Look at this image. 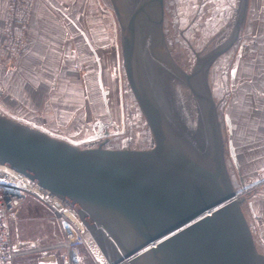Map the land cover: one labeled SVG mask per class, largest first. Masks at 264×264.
Wrapping results in <instances>:
<instances>
[{
  "label": "water",
  "instance_id": "obj_1",
  "mask_svg": "<svg viewBox=\"0 0 264 264\" xmlns=\"http://www.w3.org/2000/svg\"><path fill=\"white\" fill-rule=\"evenodd\" d=\"M109 2L125 82L151 144L106 146L112 121H97L96 132L79 142L0 113V165L75 206L108 264H264L242 196L259 180L232 184L208 79L213 64L240 38L247 0L237 1L224 40L196 54L189 70L168 51L163 0ZM169 81L189 91L193 125L165 95ZM98 84L109 113L100 71ZM229 151L234 157L230 142Z\"/></svg>",
  "mask_w": 264,
  "mask_h": 264
},
{
  "label": "crops",
  "instance_id": "obj_2",
  "mask_svg": "<svg viewBox=\"0 0 264 264\" xmlns=\"http://www.w3.org/2000/svg\"><path fill=\"white\" fill-rule=\"evenodd\" d=\"M234 1L232 17L238 0ZM8 9L9 0H0V52ZM112 17L104 0H34L22 50L6 67L0 58L3 114L79 142L92 135L96 122L102 121L94 120V102L104 106L99 71L109 113L104 109L112 115L111 60L120 88V55L117 51L112 56L109 49L112 24L114 33L117 31ZM228 31L221 36L225 38ZM245 43L247 52L241 50ZM221 57L223 67L229 65L233 108L230 114L224 113L228 152L235 168L248 170V176L253 177L254 171L264 166V0H247L240 38ZM89 125L91 134L86 131ZM238 179L242 181L243 174ZM248 202L251 214L261 217L260 222L252 221L254 237L264 244V198Z\"/></svg>",
  "mask_w": 264,
  "mask_h": 264
},
{
  "label": "rangeland",
  "instance_id": "obj_3",
  "mask_svg": "<svg viewBox=\"0 0 264 264\" xmlns=\"http://www.w3.org/2000/svg\"><path fill=\"white\" fill-rule=\"evenodd\" d=\"M109 5L112 18L115 15L110 6L109 0H104ZM163 34L172 58L183 68L190 69L195 61L196 54L204 53L215 45L224 40V34L227 29L230 30L232 24V5L234 0H163ZM235 12V11H234ZM5 25L2 28V45L4 38ZM112 24V39L110 44V51L112 56L119 53V67H120V88L117 84L115 64L111 60L112 72V92L109 98L110 109L112 112V119L116 124L109 126L108 131L116 137V144L119 147L127 145L131 148H145L151 144L150 132L147 124L141 115L138 107L133 104L135 102L131 92L129 91L122 69L121 48H120V33L119 26L116 21L115 28L117 31L114 33ZM229 32V31H228ZM247 42V41H246ZM244 49V50H243ZM243 52H247L248 44H244L241 48ZM0 58L6 67L10 65L13 60H7L6 56L0 52ZM114 59V58H113ZM223 57H220L211 67L209 72V84L212 90L214 100L217 104V115L221 125V132L224 143V156L226 168L234 187H241L243 184H249L256 180L258 183L248 187V192H244L245 202L243 209L246 218L252 227V221L260 222L261 217L251 214L248 201L253 198H264V166L260 165L258 170L254 171V176H248V170L238 171L228 152L227 139L229 137L227 128L224 122V113L229 114L232 109V101L229 97V87L231 81L227 78L229 74L228 67L222 65ZM9 62V63H8ZM115 73V74H114ZM167 87V89H166ZM165 88V95L171 97L173 102L176 103L179 114L193 125L195 121V107L189 91L179 82L169 81ZM122 96H120V93ZM120 102H124L121 107ZM95 103V121L100 119L108 122L109 115L105 112L102 102ZM236 107H234L235 109ZM236 110V109H235ZM0 112L3 114L5 111L0 107ZM94 121V122H95ZM88 134L92 133V126L89 125L86 130ZM86 133V134H87ZM92 145V143H85V145ZM239 174H243V180L240 181ZM13 240H18L21 244L35 242L36 244H47L56 242L60 239V231L50 209L37 201L34 198L27 199L21 206L13 230ZM254 236V234H253ZM256 236L254 237V239ZM256 246L259 251L264 253V244L255 239ZM87 259L91 262L88 255ZM29 260L20 258L18 264H28Z\"/></svg>",
  "mask_w": 264,
  "mask_h": 264
},
{
  "label": "built area",
  "instance_id": "obj_4",
  "mask_svg": "<svg viewBox=\"0 0 264 264\" xmlns=\"http://www.w3.org/2000/svg\"><path fill=\"white\" fill-rule=\"evenodd\" d=\"M33 1L9 0L2 46V53L7 60H14L24 46L23 32ZM244 192L247 193L248 189ZM30 198L50 209L59 227L58 241L21 244L18 240H13L19 210ZM89 241L94 242V237L82 222L75 206L18 171L0 165V264H18L20 258L28 259V264H108L106 258L99 259L92 253ZM83 249L87 251L91 262ZM46 257H51L52 260H46Z\"/></svg>",
  "mask_w": 264,
  "mask_h": 264
},
{
  "label": "flooded vegetation",
  "instance_id": "obj_5",
  "mask_svg": "<svg viewBox=\"0 0 264 264\" xmlns=\"http://www.w3.org/2000/svg\"><path fill=\"white\" fill-rule=\"evenodd\" d=\"M121 96H122V95H121ZM132 103L136 105L135 102H132ZM123 104H124V102H120L121 107H123ZM136 106H137V105H136ZM108 120H109L108 122L112 121V124H110L109 126H114V127H115L116 124L114 123V121H113L111 115H109V119H108ZM109 126H108V127H109ZM108 127H107V130H108ZM95 132H96V130H95ZM95 132H93V134H94ZM108 132H109V131H108ZM116 137H117V136H114V135L111 134V132H109V138H110V141H108L105 145L108 146V147H119V146L115 143V142H116V140H115ZM98 140H100V138H96L93 142L96 143V142H98ZM124 146H127V145H124Z\"/></svg>",
  "mask_w": 264,
  "mask_h": 264
},
{
  "label": "bare ground",
  "instance_id": "obj_6",
  "mask_svg": "<svg viewBox=\"0 0 264 264\" xmlns=\"http://www.w3.org/2000/svg\"><path fill=\"white\" fill-rule=\"evenodd\" d=\"M89 246L90 249L92 251V253L99 259L105 260V256L103 254V252L101 251L100 247L98 246V244L96 243V241L92 242L89 241ZM46 260H52L51 257H46Z\"/></svg>",
  "mask_w": 264,
  "mask_h": 264
}]
</instances>
